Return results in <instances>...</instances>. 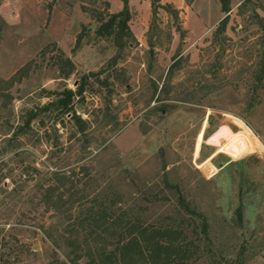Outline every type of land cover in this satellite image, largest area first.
<instances>
[{
    "label": "rangeland",
    "instance_id": "1",
    "mask_svg": "<svg viewBox=\"0 0 264 264\" xmlns=\"http://www.w3.org/2000/svg\"><path fill=\"white\" fill-rule=\"evenodd\" d=\"M110 1L0 0V146L31 110L87 82L72 114L42 111L17 148L0 152V264L87 263L86 250L74 262L62 241L82 206L71 218L49 208L50 185L112 217L129 209L151 227L182 228L184 264H264V86L254 72L264 0H233L226 22L200 37L203 24L193 16L188 35L178 4L155 13L152 0H128L133 36L117 59L114 38L96 32L100 16L125 8Z\"/></svg>",
    "mask_w": 264,
    "mask_h": 264
},
{
    "label": "trees",
    "instance_id": "2",
    "mask_svg": "<svg viewBox=\"0 0 264 264\" xmlns=\"http://www.w3.org/2000/svg\"><path fill=\"white\" fill-rule=\"evenodd\" d=\"M220 1L222 3V10L227 14L221 20L223 24L229 18L228 13L232 9L233 0ZM124 2L125 8L112 13L108 19L100 16L99 20L101 24L96 29L98 35L114 38V43L119 50L118 57L116 56L115 59L121 57V51L130 45V40L128 38L133 36V32L129 26V20L131 18L129 1L124 0ZM152 5L155 13L159 7H164L169 10L173 9L171 3H162L161 0H152ZM256 14L259 16L258 13ZM260 25L264 30L263 19L260 21ZM80 40L81 35L77 39V44H79ZM260 56V61L254 71L257 82L256 88L257 86H264V42ZM177 60L178 59L170 66L169 73H172L176 69ZM86 85L87 82L84 77L83 82L80 83L76 89L67 87L60 93V96L56 100L43 105L40 109L31 110L26 122L19 125L18 128L15 129L13 135L8 137L5 144L0 146V152L8 150L10 146L17 148L19 136L28 133V130L32 128L31 122L38 118L42 111L55 107L60 109L62 114H72V110H74L73 99L74 97H81L84 95ZM73 115L76 116L78 120L83 121L80 115L75 112H73ZM81 131H84L83 126L81 127ZM56 175L61 179L60 184L63 186L70 180V177L65 173H56ZM2 178L3 176H0V182ZM71 187H73V184L67 188ZM57 189H60L57 185H50L45 189L44 198L49 208H58V210L61 208L63 210L62 212H65L67 217L71 218L74 217V215L70 213V210L75 207V203L79 202V206H82L79 214L75 216L76 221L70 223L64 230V239L62 240L67 246L72 248L71 252L76 254L72 259L74 262L76 261L75 259L81 257V253H79L80 250H86V254L88 255L86 264H139V261L142 260H145L146 264H152V262L158 264L160 261H165L166 264H184L188 252L186 247L189 245V242L185 239H181V235L184 234L182 228L168 226L151 227L143 224L141 217L131 215L129 212L131 210L129 209H124L122 214L117 215V217H112L108 213L106 207L98 210L96 207H87L85 203H82L83 199L86 197L84 194L76 198H64L65 193L63 191H60L58 195L55 194ZM55 195L56 199L54 200ZM93 200L95 199H91L90 201L92 202ZM181 200L188 212H196L191 209L190 205L183 197H181ZM110 224L115 227L117 226L118 229L110 231ZM204 227L206 229L207 223H204ZM81 228L87 230L84 239L86 249H83V245L78 238L81 233ZM109 231L110 235L118 236L115 243H112V241L109 243L106 242V237L104 236L105 233H109ZM48 234L53 242L61 247L60 240L55 238L53 233L49 231ZM73 234H75L76 237H72ZM91 239L93 241H90ZM110 244H113V247H110ZM68 256H70V253H68Z\"/></svg>",
    "mask_w": 264,
    "mask_h": 264
},
{
    "label": "crops",
    "instance_id": "3",
    "mask_svg": "<svg viewBox=\"0 0 264 264\" xmlns=\"http://www.w3.org/2000/svg\"><path fill=\"white\" fill-rule=\"evenodd\" d=\"M108 2H110V4H112V2L110 0H107ZM130 1V0H129ZM183 0H171V1H165L163 0V2H171V3H176L178 4V8H184V10L186 11V20H185V24H186V28L188 30V35H190L191 30H192V25L193 24V16H195L196 19H198L197 21L199 22V24H203V30L202 32L199 34L198 37H200L202 34L207 33V31H209L210 29H212L218 22H220L224 17H225V12L222 10V3L220 0H199V2H208L209 3V7L210 10L208 11V13H203L199 11V7L197 9H195V7H193V4L191 5H187V6H182L181 2ZM198 0H196L197 2ZM131 10L133 11V8H131ZM118 12V11H115ZM195 19V20H196ZM195 26V25H194ZM135 32V35L139 38L142 39L143 36H141V34L139 32Z\"/></svg>",
    "mask_w": 264,
    "mask_h": 264
}]
</instances>
